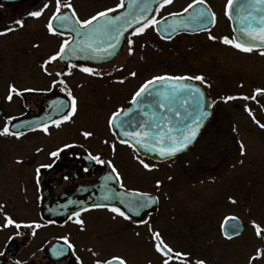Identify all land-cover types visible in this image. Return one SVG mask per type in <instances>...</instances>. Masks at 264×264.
Listing matches in <instances>:
<instances>
[{"label": "flooded vegetation", "instance_id": "obj_1", "mask_svg": "<svg viewBox=\"0 0 264 264\" xmlns=\"http://www.w3.org/2000/svg\"><path fill=\"white\" fill-rule=\"evenodd\" d=\"M71 2L62 0V3ZM97 2V10L85 17L73 7L62 8L60 14L68 16L70 20L67 27L59 29L65 33L61 37L50 34L46 27L55 11V0H0V33H4L0 34V129L16 118L32 120L44 113L46 108L50 111L60 101L67 100L66 92L60 91L63 85L52 86L53 79H63L77 97L79 105L72 121L62 123L59 128L50 125V134L25 129L21 131L24 134L19 139L0 135V205L3 206L0 209V253H3L0 264H14L16 260L22 264H79L76 257L80 258L82 264H93L96 258L89 249L98 252L102 259L118 256L125 259L127 264H161V254L154 248V243L159 241L152 240L148 227L139 223L140 220L147 221L174 251L186 252L193 260L205 261L202 252L197 256L190 245L184 250L173 245L167 236L168 229H159L157 216L160 211L161 218L173 219L168 217V213H163L165 206L162 199L165 198L164 193L168 198L178 165L192 213H199L196 206L200 201L202 204L211 202L216 206H230L228 211L217 215L218 232L234 252L236 247L232 246L246 232L245 247L248 251L242 264H249V257L254 256L257 249L264 250V239L257 237L253 226V221H257L255 224L264 230V212L261 209V213H257L253 207L264 204V128L248 115L244 106L247 105L255 119L264 124V95H257L256 100L235 99L227 103L222 98L251 97L255 89H264V55L261 54L264 49L243 52L224 44L222 37L231 39L234 36L229 17L225 15L227 0H204L203 4L216 17L215 23L207 31L192 34L181 32L170 35L169 39L162 37L152 27L143 35L136 36L133 34L134 28L124 33L117 54L105 62L94 63L84 59L77 47L74 54H68L67 60L47 65L48 72L67 71L68 65L75 64L96 68L101 75L90 76L80 67L71 69L68 76L46 75L41 65L58 50L63 39L68 36L73 39L70 30L74 20H83L97 11L114 7L119 0ZM191 3L193 0H179V6L172 9H169L170 4L164 8H159L158 4L150 17L160 21L169 13L182 12ZM44 4H48V7L43 8ZM41 9L43 11L39 17L29 15ZM125 9L126 5L118 9L115 15H120ZM73 10L75 17L72 16ZM219 10L222 12L218 13ZM16 20H21L22 26L16 25ZM54 27L59 28V21ZM8 28L14 30L6 31ZM128 39L133 40L132 55L127 53ZM130 71H135L136 77L129 76ZM159 75L203 76V83L190 81L198 84L210 101H216L191 147L176 158L161 163L121 145L107 124L113 111L130 105L132 94L140 84ZM11 78H17V82ZM121 79L124 83H117ZM10 84L20 93L13 94L11 101L6 99ZM26 88L33 91H24ZM7 104L16 105L19 109L8 112ZM176 110L173 109L172 114L168 115V122L182 119L175 115ZM154 112L157 116L158 112L165 113L157 109ZM10 117L14 119L9 120ZM84 131H91L93 135L85 138L82 135ZM65 144L71 146L65 148ZM241 144L244 146L243 154ZM111 145H115L114 152ZM58 148L62 149L58 157L49 155ZM90 155H99L105 161H111V166L120 173L123 188L156 196V211L140 219L124 220L108 210L89 208L80 213V219L84 221L83 231L74 223L75 217L72 221L62 217L60 208L71 205L69 201L74 200L73 195L77 190L99 185L109 175L115 176L108 163L98 164L89 159ZM136 156L155 167L151 171L145 170ZM48 164L52 166L40 167ZM37 168L40 169L39 173ZM157 180L160 181L158 187ZM5 213L18 223L22 222L21 228H3ZM230 216L242 221L243 231L238 236L226 239L221 234V225ZM256 216L262 218L258 220ZM49 221L54 223L50 224ZM33 222L42 227L34 229ZM23 224H33V228H25ZM33 229L35 235H32ZM17 232L21 234L16 235ZM10 236L11 240L8 239ZM63 236H67L74 245V255L72 250H67L63 255L56 254L61 246L67 248L60 239ZM263 257L256 259L254 264ZM205 264L218 263L205 261Z\"/></svg>", "mask_w": 264, "mask_h": 264}, {"label": "snow or ice", "instance_id": "obj_2", "mask_svg": "<svg viewBox=\"0 0 264 264\" xmlns=\"http://www.w3.org/2000/svg\"><path fill=\"white\" fill-rule=\"evenodd\" d=\"M173 0H161L159 8H164L165 6L171 4ZM204 0H193V3L188 4L186 8L183 9L185 13L193 7V4H203ZM236 7L238 12V18L242 26L240 28L241 35L239 37L233 36L231 39L227 36L222 37V42L226 45H231L236 49L243 52H252L254 48L264 45V0H244V3H236V0H227L225 5V15L231 19L230 12L233 7ZM48 4H44L43 8H47ZM125 7V0H119L114 7L105 8L101 11H97L94 15L80 20L75 19L74 23L71 25V32L75 33L76 37L79 38L77 42V47L79 51L83 54V58L90 61H105L117 54V50L120 46L121 37L124 35L128 29L132 28L135 25L134 35L140 36L145 33V31L152 27L158 32L167 33L169 29L172 32H175L177 27L189 28L191 25H195L199 30L207 31L209 24H214L216 17L215 13L211 12L210 8L198 9L192 15L186 17L184 21H177L174 25L165 24L164 29L159 28L160 21L156 20L154 17H149L147 14L153 11L150 0H143V3H139L138 0H130L128 4L129 12L123 15H115L118 9ZM71 9L72 5L68 3H62V0H55V11L52 16L49 18L46 25L47 30L50 34L54 36L63 37L65 33L60 31V28H65L68 26L67 22L70 19L68 16L60 14L61 9ZM137 9L136 14H133L132 9ZM156 9V11L159 10ZM43 9L38 11H33L29 13L32 17H39L42 14ZM243 12V15L240 13ZM113 13L114 15H109ZM59 14V15H58ZM170 16H179V13H169ZM72 16L75 17L76 13L73 10ZM163 19V17L161 18ZM54 21H59V28L54 27ZM142 21V23H141ZM15 24L22 26L21 20H16ZM14 29L8 28L6 31H13ZM4 34V33H0ZM107 38L105 42L104 38ZM166 38H171L168 35ZM210 39H215L213 36H209ZM72 37L63 39L58 46V50L55 51L52 55L48 57L47 60L41 65V68L44 70L46 75L49 76H68L71 75V69L80 67V70L84 73H87L90 76H99L101 72L93 67L78 66L75 64L68 65L67 71H55L48 72L47 65H50L54 61H64L68 59V53H75V49L67 48L69 40ZM99 41V43H98ZM113 41H115L113 43ZM127 44L129 45L127 49L128 55L133 54V40L128 39ZM264 55V52L261 53ZM110 75V73H109ZM137 73L135 71H130L129 76L136 77ZM197 80L201 83L204 82L203 76H170V75H159L153 76L151 79L145 80L142 84L139 85L137 90L132 94L131 100L129 101L130 105L138 106L142 108L145 104H148L150 107L153 104H158L161 109L168 108L171 111V105L177 98L181 99V107L188 105L189 101H194V105H191L192 112H189L187 108H184L183 113L180 110L175 111L177 117H182L181 120H177V124L180 127H169L167 123H164V118L161 117L158 122L156 119L157 113L153 112L151 117L148 113H138L135 112L133 107H129L127 110L123 108H117L111 113L108 118L107 124L109 129L119 128L121 129L120 135L123 136V139H119L121 145H126L130 148H134L136 145H139L141 148L146 149L148 152L158 153L159 156L163 159L173 158L177 153L184 151L188 145H190L196 138L199 129L201 128L203 121L210 115L209 111L205 110V107L211 108L216 101L205 102L204 93L200 91L199 88L193 87L191 84L186 83V81ZM165 82L167 87L162 91L159 88H153L155 84H160ZM117 83H124V80L121 79ZM63 85L60 88L61 92H66L67 100L60 101L55 108L56 117L53 118L49 116L47 120L43 118L40 121H37L35 126L31 121H25L24 127L28 131L40 130L45 134L49 133V126L59 128L62 123L71 122L73 117L77 115L79 110L78 99L73 95L71 89L68 88L67 84L63 79L57 81L56 79L52 80V86ZM24 91H33V89H24ZM13 94L19 95V91L14 85L8 86V95L7 100L11 101ZM257 95H264V89L257 88L254 90L253 95L249 96H226L223 97V101L227 103L230 100L243 99V100H256ZM153 97H161L162 100H167L168 104L162 102V100L151 99ZM56 103V102H54ZM248 115L253 118V120L259 125V127L264 128V124H261L255 119L252 115L251 110L247 105L244 106ZM144 116L147 119L137 123L136 130L124 131L125 128L130 127L138 118V116ZM121 117H124L121 119ZM14 119L12 117L9 120ZM24 133L20 131H10L7 123L2 129H0V135H9L14 136L19 139ZM82 135L85 138L91 137L93 132L84 131ZM115 135V134H114ZM108 143V141H104ZM71 145L65 144L64 147H70ZM115 151V145L110 146ZM241 153L243 154L244 146L240 145ZM62 149H57L49 153L52 157H58ZM40 151V149H37ZM89 159L94 160L98 164L108 163L111 167L112 173L115 176L109 175L106 177V180L115 179L116 182H121L120 173L115 167L111 166V161H105L99 155L89 156ZM138 163L148 171H151L155 165H150L145 163L143 159H140L139 156H136ZM18 163L20 161H17ZM51 164L41 165L40 167H51ZM37 173L40 169L37 168ZM171 179V177H169ZM157 187L160 185V181H156ZM121 188L124 187L120 183ZM108 192L112 194H105L102 197L103 202L94 203L91 205L95 209H105L112 213H115L122 217L124 220H132L133 216H139L141 211L150 207L153 203L156 202L154 197H151L147 192H141L133 189H128L123 193L112 192L111 189H108ZM231 200V198H229ZM119 201L123 205L124 210L120 207H116L109 201ZM235 203L234 200L231 201ZM70 204L76 203L74 201H69ZM0 205V209H2ZM88 209L81 207L78 211H73L69 216L68 220L72 221L75 217L74 223L80 226L81 231L84 230V221L80 219V213ZM115 217H113L114 219ZM231 219H235L232 217ZM49 223H54V221H49ZM139 223L145 224L148 227L149 233L151 234L152 240L154 242V248L157 253L161 254L162 262L161 264H176L178 261L179 264H205V261L202 259L193 260L188 253L174 251L173 248L169 247L163 240L160 239V233L153 231L151 225L147 221L140 220ZM34 229L42 227L41 224L34 223ZM33 224H23L25 228H33ZM9 226H14L16 229L21 228L22 222L18 223L16 220L12 219L6 213L4 214V223L3 228ZM253 226L256 230V235L260 239H264V230H262L258 225L253 221ZM33 229L32 235H35V230ZM235 232V229L233 230ZM21 233L17 232L16 235ZM139 235V233H137ZM9 240L12 239L10 236ZM60 239L63 240L64 245L67 246L65 249L63 246L57 249V255H63L67 250H72L74 253V245L70 242L67 236H63ZM228 239H231V236H228ZM91 252V255L95 257L93 264H127V261L121 257L113 256L108 259L100 258L98 252H94L91 249L88 250ZM3 255V253H0ZM264 255V250L257 249L254 256L249 257V264H254L255 260ZM79 264H82L79 257H76ZM14 264H22L21 261L16 260Z\"/></svg>", "mask_w": 264, "mask_h": 264}, {"label": "rangeland", "instance_id": "obj_3", "mask_svg": "<svg viewBox=\"0 0 264 264\" xmlns=\"http://www.w3.org/2000/svg\"><path fill=\"white\" fill-rule=\"evenodd\" d=\"M179 0H173L170 4L169 9L172 7L179 6ZM71 5L73 9L85 17L86 14H92L98 8L97 0H72ZM222 10H219L218 13H221ZM222 15L220 14V20ZM17 78H11L10 80ZM6 111H12V109L18 110L19 107L12 106V104H7ZM252 143V141H251ZM255 143V142H254ZM179 172H176V170ZM174 181L170 187L171 191L168 198L164 193L162 199V204L165 206L163 213H168V217L173 218L172 220L166 218H161L162 211H160L157 218L159 219V229L168 232V239L175 246L182 247L183 250L186 246H192L196 250L197 256L198 253L202 252V255H205V261L217 262L218 264H242L245 255L247 254L248 249L245 247L246 242V232L237 239L233 247H236L235 250H231V245L224 243L223 239L218 232V214H223L228 211L230 206L226 204L215 205L211 202L200 204L197 207L199 213L191 212L189 209L187 201V190L183 182V177L180 171V166L178 165L174 170ZM255 212L261 213L264 212L263 205H254ZM258 209V210H257ZM251 210H249L250 212ZM204 217V218H203ZM258 220L262 217L256 216ZM203 218V219H202ZM244 219L247 218L243 217ZM220 219V217H219ZM257 222V221H254ZM184 246V247H183ZM229 247V248H228ZM231 250V251H225ZM257 264H264V257L258 261Z\"/></svg>", "mask_w": 264, "mask_h": 264}, {"label": "water", "instance_id": "obj_4", "mask_svg": "<svg viewBox=\"0 0 264 264\" xmlns=\"http://www.w3.org/2000/svg\"><path fill=\"white\" fill-rule=\"evenodd\" d=\"M13 1H17V0H13ZM130 0H125V5H126V9L123 13H121L120 15H123L127 12H129V8H128V4H129ZM139 3H143V0H138ZM151 2V5H152V8L154 9V7L161 2V0H150ZM236 3H244V0H236ZM264 7V6H262ZM204 8H208L206 5L204 4H193V7L191 9L188 10L187 13H185L184 11L179 13V16H167L165 18H163L162 20H160V23H159V28L160 29H164L165 27V24H168V25H174L177 21H184L186 19V17L192 15L193 13H195L198 9H204ZM133 12V14H136V12L138 11L137 9H132L131 10ZM152 12V11H151ZM149 12L147 15L149 16L150 13ZM237 8L234 6L233 9L231 10L230 12V15H231V19H230V22H231V28L234 32V36H237L239 37L241 35L240 33V28L242 26H246L245 25H242L241 22H240V19L238 18V15H237ZM244 13L241 12L240 15H243ZM70 20V19H69ZM75 21V20H74ZM54 25L56 23V21L53 22ZM74 23V22H73ZM142 23V21H141ZM211 24L208 25V27L210 26ZM136 26L133 25L132 28H135ZM130 28V29H132ZM63 30V29H61ZM129 30V29H128ZM71 31V30H70ZM200 31H203V30H199L194 24L191 25L189 28H184L182 26L180 27H177L176 31L175 32H172L170 29L167 33L165 32H158L162 37H167L168 35H175L177 33H180V32H186V33H197V32H200ZM73 39L71 42H69V44L67 45V48H70V49H75L77 48V42L79 40L78 37H76L75 33H73ZM124 38V35L121 37V40ZM105 42L107 41V38L105 37L104 38ZM114 42V41H113ZM99 43V41H98ZM121 43V41H120ZM254 49H264V45H260L259 47L257 48H254ZM69 54V53H68ZM107 61V60H105ZM105 61H93L94 63H102V62H105ZM186 83L188 84H191L193 87L195 88H199L201 92H203V90L201 89V87L192 82V81H186ZM153 88H159L161 91L167 87V84L165 82H161L160 84H155L152 86ZM204 93V92H203ZM151 99H156V100H162L161 97H153ZM204 100L205 102H210L209 98L205 95L204 93ZM163 103L165 104H168V101L167 100H162ZM191 105H194V101H189V104L188 105H184V107L182 108L181 107V99L180 98H177L176 101H174L171 105V111L176 110V109H179L181 112L184 111V108H187L189 112H192V107ZM129 107H133L134 111L135 112H138V113H148L149 117H151L152 113L154 112V110H160L161 111H164L165 113L164 114H160L158 112V116H156V118H160V117H166V119H164L163 121H165L164 123H167V125L169 127H180V125H178L176 122L177 121H170L168 122V115L169 114H172L171 111H169V109L166 107V108H163L161 109L159 107L158 104H153L151 107L148 105V104H145L142 108L138 107V106H134V105H130ZM128 107V108H129ZM128 108H126L125 110H127ZM0 110H1V103H0ZM205 110L206 111H209L210 109L205 107ZM49 116H52L53 118L56 117V112H55V109H52V110H48L46 108L45 112L44 113H41L40 116L32 119V120H29L31 122H33V125L36 124L37 121H40L42 118L44 120H47ZM124 117H121V119H123ZM147 118L140 115L138 116L137 120L130 126V127H127L124 129V131H132V130H136V125L137 123L141 122V121H144L146 120ZM207 119V118H206ZM206 119L203 121V124L201 126V128L203 127ZM27 121L23 118H16L13 122H11L9 124V130L10 131H23L25 130L26 128L24 127V122ZM157 121L159 122L160 119H157ZM201 128L199 129L198 131V134L197 136L199 135L200 133V130ZM113 133L115 134V137L117 140L119 139H123L124 137L120 135V132H121V129L119 128H113L112 129ZM196 136V138H197ZM195 138V139H196ZM195 141V140H194ZM193 141V142H194ZM193 142L188 145V147L182 151V152H179L177 153V155L187 151V149L193 144ZM134 149L139 155L143 156V157H146L148 159H151L153 161H157V162H163V161H166V160H169V159H163L159 156L158 153H155V152H148L146 149H143L141 148L139 145H136ZM176 155V156H177ZM175 156V157H176ZM174 158V157H173ZM108 189H111L112 192H115V193H123L124 191H126L124 188H120L118 187V182L115 181V179L109 181V180H102L100 182L99 185H96V186H92V187H88V188H82V189H79L77 190L73 197H74V202L76 203H72L71 205H69L67 208H64V207H61L60 208V211H61V216L62 217H65L67 216L69 213H72L73 211H78L81 207H84L86 209H89V208H92L91 205H93L94 203H98V202H103L102 201V197L107 193L109 195H111L112 193L111 192H108ZM151 197H154L156 202L153 203L150 207L144 209L141 211L140 215L139 216H133V218L135 219H140L142 218L146 213H149V212H153L155 211V208L157 206V198L153 195H150ZM109 203L113 204L114 206L116 207H120L122 210H124V207L123 205H121L119 203V201H109ZM59 207V206H58ZM232 217H227L226 219H224L223 223H222V226H221V232H222V235L224 238L228 239V236H231L234 237L238 234H240V232L242 231L243 229V226H242V222L235 218V219H231ZM235 229V232L233 231Z\"/></svg>", "mask_w": 264, "mask_h": 264}]
</instances>
